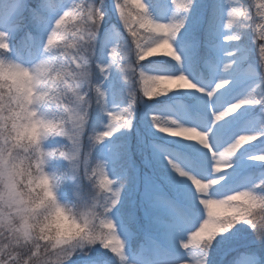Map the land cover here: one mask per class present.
I'll return each instance as SVG.
<instances>
[{
	"label": "snow or ice",
	"instance_id": "obj_1",
	"mask_svg": "<svg viewBox=\"0 0 264 264\" xmlns=\"http://www.w3.org/2000/svg\"><path fill=\"white\" fill-rule=\"evenodd\" d=\"M77 201L102 215L54 239L45 224ZM251 204L264 208V0H13L0 14V264L70 244L71 264H264L251 212L206 251L191 242Z\"/></svg>",
	"mask_w": 264,
	"mask_h": 264
},
{
	"label": "clouds",
	"instance_id": "obj_2",
	"mask_svg": "<svg viewBox=\"0 0 264 264\" xmlns=\"http://www.w3.org/2000/svg\"><path fill=\"white\" fill-rule=\"evenodd\" d=\"M12 3L13 0H0V10L10 7ZM75 27L77 29H87L91 27V25L87 20H84L82 22H77ZM66 43L67 47L64 48L61 55L66 53L71 56L76 51V43L71 38H69ZM53 80L61 89H63L64 85L67 83L63 78V73L54 74ZM96 195H100L98 190ZM65 207L67 208V212L53 215L47 224H45L48 234L54 239L78 237L89 230L90 225L82 222L87 213H94L97 216L102 215V209L95 207L94 202L91 201L68 203ZM223 207L230 208L232 204L229 203L228 205H223ZM253 209H255L254 212ZM250 212L252 213V219L249 220V223L264 218V208L258 204L236 208L226 215L214 214L210 216L209 221H205V223L201 224L200 228L192 233L191 242L198 246H202V250L206 251L220 226L240 215H247ZM92 230L94 232L101 231L99 227H93ZM76 250H78V244H70L55 248L52 246H45L43 252H40L37 257L33 258L32 264H71L72 256L75 255Z\"/></svg>",
	"mask_w": 264,
	"mask_h": 264
},
{
	"label": "trees",
	"instance_id": "obj_3",
	"mask_svg": "<svg viewBox=\"0 0 264 264\" xmlns=\"http://www.w3.org/2000/svg\"><path fill=\"white\" fill-rule=\"evenodd\" d=\"M29 4H32L33 2H31V0H28ZM9 7H6L2 10H0V14H5L8 11ZM252 12L254 13V7L252 8ZM29 31V23L27 21V19L24 20L23 22V27L20 30V32L18 33V39H23L24 35L26 32ZM136 213H137V218H138V226H139V238H138V242H142L144 240V234L145 231L147 230L145 227V223L143 220V215H142V211L139 209V207L136 208ZM225 260L229 259L228 257L224 258Z\"/></svg>",
	"mask_w": 264,
	"mask_h": 264
},
{
	"label": "rangeland",
	"instance_id": "obj_4",
	"mask_svg": "<svg viewBox=\"0 0 264 264\" xmlns=\"http://www.w3.org/2000/svg\"><path fill=\"white\" fill-rule=\"evenodd\" d=\"M31 2H34V0H31ZM254 11H255V8H254ZM253 143H255V142H253ZM84 151H86V142H85V147L84 148H82V153L84 152ZM137 207H139L138 205H137ZM143 215V214H142ZM144 223H145V221H144ZM145 225H146V223H145ZM146 228V227H145ZM147 229V228H146Z\"/></svg>",
	"mask_w": 264,
	"mask_h": 264
}]
</instances>
